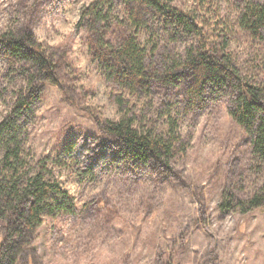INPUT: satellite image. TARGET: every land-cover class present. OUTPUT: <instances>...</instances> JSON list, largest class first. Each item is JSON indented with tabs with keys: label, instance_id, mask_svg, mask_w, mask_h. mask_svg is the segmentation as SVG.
I'll use <instances>...</instances> for the list:
<instances>
[{
	"label": "rangeland",
	"instance_id": "1",
	"mask_svg": "<svg viewBox=\"0 0 264 264\" xmlns=\"http://www.w3.org/2000/svg\"><path fill=\"white\" fill-rule=\"evenodd\" d=\"M92 1L0 0V32L31 29L62 67L61 89L44 87L26 148L36 161L48 162L79 211L45 218L32 262L20 264H264V208L246 215L218 211L226 190L248 196L264 180L244 132L228 115L227 96L182 120L188 155L160 181L119 162L116 140L96 119H119L116 92L77 28ZM231 1L220 0L227 16ZM231 52L244 74L257 73L263 47L238 34ZM17 83L0 58V120ZM162 94L148 102L160 106ZM132 102L141 108L146 101Z\"/></svg>",
	"mask_w": 264,
	"mask_h": 264
},
{
	"label": "trees",
	"instance_id": "2",
	"mask_svg": "<svg viewBox=\"0 0 264 264\" xmlns=\"http://www.w3.org/2000/svg\"><path fill=\"white\" fill-rule=\"evenodd\" d=\"M229 7V16L220 0H93L82 8L77 28L115 89L119 115L115 121L96 118L97 125L116 140L117 158L129 171H148L157 181L174 172L190 148L182 120L225 96L229 117L264 169V57L257 73L247 76L231 52L238 34L264 48V0H232ZM0 58L18 79L0 120V264H20L32 262L45 218L77 217L79 211L48 162L36 161L26 148L40 96L47 83L61 89L62 67L29 28L0 32ZM157 93L165 96L160 106L148 102ZM143 99L141 108L132 102ZM260 208L264 180L248 196L226 190L218 205L224 215Z\"/></svg>",
	"mask_w": 264,
	"mask_h": 264
}]
</instances>
